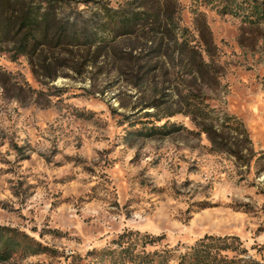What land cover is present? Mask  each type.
<instances>
[{"label":"rangeland","instance_id":"rangeland-1","mask_svg":"<svg viewBox=\"0 0 264 264\" xmlns=\"http://www.w3.org/2000/svg\"><path fill=\"white\" fill-rule=\"evenodd\" d=\"M19 1L55 29L0 42V232L45 250L0 264H124L127 246L178 264L206 236L217 260L264 264L252 0Z\"/></svg>","mask_w":264,"mask_h":264},{"label":"trees","instance_id":"trees-1","mask_svg":"<svg viewBox=\"0 0 264 264\" xmlns=\"http://www.w3.org/2000/svg\"><path fill=\"white\" fill-rule=\"evenodd\" d=\"M224 4L223 11L228 12V8L234 1H221ZM251 2V1H250ZM25 1L19 0H0V42L15 39L22 32L24 38L19 41V50L23 52L29 44L36 45L43 38L48 37L55 29L52 25V10L45 8L43 11L35 8L27 9ZM252 13L256 16H264V2L258 3L257 0H252ZM114 19L113 16H110ZM121 22H125L127 26L145 22L147 18L142 16V13H134L133 15H123ZM150 22H160V15H152ZM26 39V41H25ZM211 236H206L198 243L191 245L181 253L178 257V264H234V260H226L221 257L217 260L216 257L210 254ZM149 243L155 240L149 237ZM226 241V240H225ZM145 243H148L147 241ZM229 245L225 244L221 249H227ZM127 259L124 264H169L174 255L171 248L149 251H134L131 246H127ZM45 250V247L29 237L25 233L15 231L12 235H7L0 232V261L8 260L15 255L27 256L29 254L40 253ZM245 264H259L254 259L245 261Z\"/></svg>","mask_w":264,"mask_h":264}]
</instances>
